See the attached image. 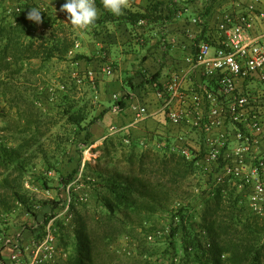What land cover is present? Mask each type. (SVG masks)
<instances>
[{
	"label": "trees",
	"instance_id": "obj_1",
	"mask_svg": "<svg viewBox=\"0 0 264 264\" xmlns=\"http://www.w3.org/2000/svg\"><path fill=\"white\" fill-rule=\"evenodd\" d=\"M100 6L103 13L94 25L116 19L112 12L102 4ZM17 8L0 20V90H3L11 109L17 106L21 120L25 116L23 110L37 106V93L34 97L27 95V87L20 86L14 80L15 76L19 74L27 80L29 72L36 73L29 66L34 58L42 60L41 68L55 58L67 59L75 43L65 32V24L46 11L41 12L42 23L51 30L37 33L38 23L28 19L27 13L31 8L40 9L38 4L24 1ZM207 13L208 9L205 10ZM116 16L133 28L140 20L150 17L147 12L140 11L123 12ZM84 58L85 54L78 53L72 61ZM160 76L161 72L157 71L146 76L145 81L161 89L164 85L159 81ZM72 78L73 87L62 93L57 105L66 116L67 127L65 139L58 141V148L61 149L62 142L75 145L79 166L68 174L60 175L59 187H63L64 191L69 184L78 181L84 149L95 143L92 126L102 120L110 109L105 108L90 117L92 110L88 103H80L75 98L74 88L78 80L74 76ZM85 79L92 83L98 78L95 74L94 79L88 76ZM128 97L125 94L116 101L120 110L125 109ZM40 122L28 117L21 130H17L21 135L17 145L0 143V209L8 213L15 203L25 206L34 216L36 226L31 228L37 239L43 236L46 225L54 219L55 234L66 253L58 264H111L101 261L102 251L99 250L100 241L108 250L113 240L110 228H114L118 236L137 237L136 230L141 227L148 235L156 229L157 217L164 213L170 217L167 246L161 253L155 244L146 239L140 240L139 264H264V216L253 212L248 197L232 182L216 185L208 176L204 179L205 169L197 163L202 152L194 151L195 156L187 158L172 146V139L165 135L147 138L148 147L133 139L128 132L107 136L97 146L102 151L98 163L92 166L90 162H85V182L99 206L91 217L107 229L101 236H96L93 227L87 223L89 208L84 214L76 211L71 221L58 216L59 209L69 197L71 208H75L72 188L67 198H45L41 200L40 208H34V196L26 187L25 178L32 162L29 154L45 150L44 144L39 143L44 135ZM80 134H83L82 137H79ZM125 139L130 142H125ZM155 141H166V145L156 148ZM203 141L204 133L202 144ZM67 151V146H64L60 152ZM118 151H124L123 158L117 155ZM55 156H58L57 151ZM57 163L56 160H49L42 168L43 172L36 176L47 190L52 187L49 172L53 169L58 171ZM196 188L198 192H195ZM1 251L0 264H3ZM156 255L158 258L154 260Z\"/></svg>",
	"mask_w": 264,
	"mask_h": 264
},
{
	"label": "built area",
	"instance_id": "obj_2",
	"mask_svg": "<svg viewBox=\"0 0 264 264\" xmlns=\"http://www.w3.org/2000/svg\"><path fill=\"white\" fill-rule=\"evenodd\" d=\"M245 1L246 6L242 4L238 12L225 15V35L219 45L214 48L206 39L196 42V51L188 59L189 67L175 72L156 94L173 124L187 125L200 136L204 133L203 144L201 138L190 137L187 132L172 139V146L187 158H193L194 151L202 152L197 163L204 167L210 180L216 185L232 182L248 197L253 212L264 216V90L253 94L239 89V81L249 78L258 77L264 84V28L257 29L260 23L264 25V9L260 7L263 0ZM144 23V19L139 21V25ZM101 69L108 75L114 73L113 64L105 60ZM192 70L206 82L192 87ZM94 75V70H88L85 74L76 71L73 76L82 82L87 76L94 79ZM120 98L117 93L113 95L116 112L120 111L116 102ZM132 109L135 122L150 114L146 106L133 104ZM141 144L149 146L145 140ZM164 145L166 141L154 142L156 148ZM75 182L68 185L69 193ZM70 210L71 197L63 212ZM53 222L54 219L46 225L40 239L33 236L28 244L23 243L20 234L9 238L5 244L13 248L11 263L57 264L58 238Z\"/></svg>",
	"mask_w": 264,
	"mask_h": 264
},
{
	"label": "rangeland",
	"instance_id": "obj_3",
	"mask_svg": "<svg viewBox=\"0 0 264 264\" xmlns=\"http://www.w3.org/2000/svg\"><path fill=\"white\" fill-rule=\"evenodd\" d=\"M24 1L38 4L41 12L46 11L56 16L59 22L65 24V32L74 40L75 43L74 47H72V49H74V53L71 54L69 52L67 59L55 58L41 68L40 65L42 60L40 58H34L31 60V64L29 66L33 70H36V73L29 72L27 80L22 75L19 76V74H17L15 76L14 80L19 82L18 84H21L20 86H24V89L27 87V95L34 97L37 93V106H31L29 109L23 110L25 116H23L21 120H19L20 116L17 113V106L16 108L14 107L11 109L9 104L5 101L3 90H0V143L4 142L10 146L17 145L19 136H21L20 131L17 132V130H21L20 128L22 127V124H25L26 119L29 117L31 119L41 120L40 125L44 135L40 137L39 143L44 144L45 150L29 154L32 157V162L25 178V185L30 194L34 196V208L38 209L40 208L42 199L63 198L64 196L67 198L68 191H64L63 187H59L60 175L68 174L79 166V156L75 145L62 142L61 149L64 146H67L68 148V151L63 153H61V149L58 148V141H63L65 139L67 127H65L66 116H64L59 108H57V105H59L58 103L60 102L62 93L67 90V88L73 87L74 83L72 76L74 75V72L78 71L81 74H85L88 70L95 71V65L93 62L95 59L94 56L85 54L86 58L82 60L72 61V59L76 54L81 53V50L84 47H88V49L94 47L97 43L95 40L97 38L96 33L98 31L96 30L94 24L83 28L74 26L68 19L66 10L61 11V6L50 4L47 0H0V20H2L4 16L9 14L11 11L16 10V8ZM50 30L51 27L46 26L43 23H38L36 31L39 33L44 31L49 32ZM77 44H79V47H77ZM105 57L108 56L106 55ZM98 81L99 79L94 80L92 83L89 79H84L82 82L77 81L76 88H74L75 98L79 100L80 103L85 104V102H87L92 110L90 117L101 112L99 111L101 101L98 97ZM62 85L64 87H62ZM259 85L263 86L264 84L260 82ZM2 87L4 89V84H2ZM117 94L122 96L121 93ZM112 121L114 124L117 120L116 118H113ZM93 128H95V131L98 130V126L95 127V125H93L92 130ZM110 131V129L107 130V132ZM121 133L122 132H119L109 136H117ZM82 135L80 134L79 137H82ZM189 136H195L197 139L201 138L199 132L193 135L189 134ZM36 145L38 146V143ZM97 148V145L95 147L91 144L84 149L81 170L78 174V181L73 185L71 191V195L75 201V208H71L69 213H64V206H62L59 209V214L62 218H66V221H71L75 216L76 211H80L84 214L87 212L86 208H89L90 212L86 213L87 223L89 226L93 227L95 232L94 234H96V236H101L107 229L102 223L92 220L91 213L93 214L95 209H99V206L96 200L91 196L90 186L85 182V176L83 175L86 161L90 162L92 166H95L98 163V157L102 154V151ZM56 151L58 153L57 157L55 156ZM87 152H91V154L88 155ZM124 154V151L117 152V155L121 158H123ZM49 160H56L58 162V171L53 169V174L50 175L52 187L47 190L43 187L42 182L37 180L36 176L38 173L43 172L42 168L47 165ZM206 176V173H204V179H206ZM198 191L199 189L196 188L195 192ZM7 197L10 202L11 199L9 196ZM15 204L16 205H13L12 207L13 209L8 213L2 212L0 209V250L8 248L5 250V255L10 263V257L13 249H10V246H7L5 242L9 238H13L20 234L23 239V243L28 244L32 241L34 236L31 227L36 226L32 213L29 212L22 204ZM169 219L170 217L167 213L159 215L156 220V229L152 230L151 233L147 235L143 232L141 227H138L136 230L137 237L134 235L118 236L117 232L113 230L114 228H110V236L113 237V240L109 245L108 250L104 246L103 242H99V250L102 251L101 261L111 262V264H139L138 244L141 242L140 240L143 239H146L150 244H155L159 252H164V249L167 246L166 241L169 233V229H167ZM35 230H37V228H35ZM97 239L100 238L97 237ZM57 245L56 259L58 264V262L66 256V253L59 244L58 239ZM157 258L158 255L154 257V260Z\"/></svg>",
	"mask_w": 264,
	"mask_h": 264
},
{
	"label": "crops",
	"instance_id": "obj_4",
	"mask_svg": "<svg viewBox=\"0 0 264 264\" xmlns=\"http://www.w3.org/2000/svg\"><path fill=\"white\" fill-rule=\"evenodd\" d=\"M50 4L61 6L66 0H47ZM103 0H95L100 17L103 13ZM245 0H124L122 12H147L148 20L143 25L131 27L119 16L102 24H96V44L84 47L81 53L95 57V74L99 87L100 110L110 108L95 127L93 146L100 145L112 134L128 132L137 141L146 140L154 135H165L175 139L178 134H195L187 125L173 124L162 110L157 89L153 83L145 81L146 76L161 72L159 81L162 85L175 72L189 67L188 59L196 51L197 40H209L216 48L225 35L224 17L228 12H238ZM264 9V0L260 4ZM208 13L205 14V10ZM197 18L198 22L193 20ZM260 23L257 29H263ZM108 57H105V56ZM104 58V59H103ZM102 60L114 66V73L108 75L101 69ZM205 80L197 78L194 70L190 72L192 87H198ZM258 77L239 81V89L253 94L264 90ZM263 83V82H262ZM213 85H211L212 87ZM127 94L129 97L125 109L114 111V93ZM138 96V97H137ZM146 106L150 114L135 122L132 105ZM116 118L113 124L112 119ZM111 130L107 132V130ZM115 129V130H114ZM196 141V140H195ZM1 251L3 264L10 263ZM1 262V260H0Z\"/></svg>",
	"mask_w": 264,
	"mask_h": 264
},
{
	"label": "clouds",
	"instance_id": "obj_5",
	"mask_svg": "<svg viewBox=\"0 0 264 264\" xmlns=\"http://www.w3.org/2000/svg\"><path fill=\"white\" fill-rule=\"evenodd\" d=\"M103 6L114 15H119L122 12L124 0H103ZM60 10H66L71 24L81 28L93 24L98 16L95 0H66ZM27 16L32 21L42 23L41 10L38 8H31Z\"/></svg>",
	"mask_w": 264,
	"mask_h": 264
},
{
	"label": "bare ground",
	"instance_id": "obj_6",
	"mask_svg": "<svg viewBox=\"0 0 264 264\" xmlns=\"http://www.w3.org/2000/svg\"><path fill=\"white\" fill-rule=\"evenodd\" d=\"M88 153V155H90L91 154V152H87Z\"/></svg>",
	"mask_w": 264,
	"mask_h": 264
}]
</instances>
